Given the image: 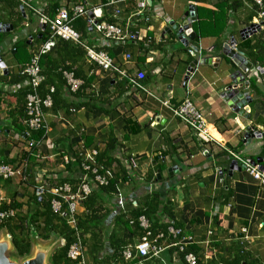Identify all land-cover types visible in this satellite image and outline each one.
Instances as JSON below:
<instances>
[{
  "label": "crops",
  "instance_id": "crops-1",
  "mask_svg": "<svg viewBox=\"0 0 264 264\" xmlns=\"http://www.w3.org/2000/svg\"><path fill=\"white\" fill-rule=\"evenodd\" d=\"M116 1L115 5H107V0H28L33 8H44L50 17L61 7L82 2L102 7L107 21L119 24L124 31L129 29L151 39L150 46L129 42L126 45L109 43L103 48L131 75L145 71L143 83L150 94L127 89L124 82L90 63L83 51L59 41L41 60L42 73L46 77L45 95L51 88L55 91L57 88L59 96L55 108L46 111L48 131L36 148L29 149L27 135L19 137L26 134V99L17 92L6 93L1 98L0 159L14 165L27 163L29 176L25 190H9V201L23 205L21 211H17L20 217L33 216L40 209L34 201L36 189L44 190L42 197L46 200L54 197L51 192L57 185L69 184L77 191L85 183L87 172L83 171L82 164L91 157V151H98L97 160L102 155L114 159L107 171L111 172V177L123 176L129 159L135 156L139 167L127 181L120 183L117 193L99 189L90 181L91 207L84 203L75 205L76 218L86 223L84 264H125L123 251L135 247L144 235L140 223L143 217L138 220L136 211L146 208L155 193L160 196L159 211L150 216V221L145 218L147 224L181 229L184 237L191 238L188 249L195 250L192 252L200 256L202 264H205L204 256L208 251L207 241L217 250L208 264H225L234 258L237 249H244L248 260L254 264H264V187L243 166L230 173L228 168L223 180L218 172L235 160L229 151L264 165V137L245 139L248 127L264 133V84L257 82V91L253 87L244 89L253 96V102L251 119L241 117L218 94V89L228 83L229 76L237 70L223 59V48L217 47L214 39H199L206 49L201 59L211 57L213 63H201L186 81L195 57L174 34L166 33V17L182 23L190 5L217 12L223 0H168L175 4L174 9L165 8L167 0H150V8L145 9L141 19L135 16L140 10L138 2ZM231 1H240L242 5L231 13L223 45L234 37L237 49L248 54L249 47L260 40L264 28L247 39L252 41L248 46L241 33L248 24L260 20L253 16L255 10L251 0ZM179 6L182 8L178 11ZM115 8L120 12L117 17L113 16ZM146 15H152L149 23L142 20ZM4 25L10 27L5 29ZM42 28L30 9L20 17L16 0L0 2V38L3 36L0 51L8 68V75L0 73V88L15 85L8 83L10 77L20 70L27 56H32V49L41 45L30 38L43 32ZM85 38L92 44L101 42L99 36ZM25 39L28 41L26 52L17 54L15 45ZM128 54L131 61H126ZM259 56L258 51L253 57L249 55V60L255 67L264 68V52ZM70 69L75 72L76 79L84 83L77 93L69 91L62 75ZM259 78L263 80L264 77ZM186 97L204 114L213 142L198 140L162 103L168 101L178 105ZM111 145L115 149L109 151ZM174 167L176 170L170 173ZM36 177H43V182L35 181ZM12 181L0 183V194L3 195L4 189L8 191L4 187ZM4 198H0V203H6ZM167 236L160 242L163 248L160 258L150 259L145 264H185L174 246L178 241ZM62 241L55 236L39 241L43 250L49 249L47 264H51L53 254L64 245ZM35 247L33 242L31 254Z\"/></svg>",
  "mask_w": 264,
  "mask_h": 264
},
{
  "label": "built area",
  "instance_id": "built-area-1",
  "mask_svg": "<svg viewBox=\"0 0 264 264\" xmlns=\"http://www.w3.org/2000/svg\"><path fill=\"white\" fill-rule=\"evenodd\" d=\"M17 1L19 2L20 12L25 13L26 9H30L40 20L41 28L44 23L46 24V30L48 32L47 41L41 44L38 48L34 50L32 49L31 60L23 70V75L25 77L24 82L11 86L7 84L2 87L5 93L17 92L23 86L29 87L31 90L26 97L25 111L27 118L24 121L27 135L26 139L29 142V149L36 148L41 142L31 139L32 132L44 131L46 134L48 131L46 111L52 109L53 107L52 95L55 90L54 88H51L44 97L40 96L38 92L39 88L46 81V77L42 73L40 59L41 56L50 53L59 41L71 42L84 49L86 58L90 63L97 65L101 71L109 72L116 79L124 82L127 89L135 92H145L146 94H150L143 83L146 79L145 71L139 70L134 75H131L127 69H123L116 64L114 59L111 58L109 53L103 48L109 45V43L122 45L129 42H143L146 46H150L152 44L151 39H147L146 37L140 35L139 32H134L129 29L124 31L119 24L107 21L104 19L102 7H92L87 3L61 7L57 10L54 17H49L44 8H33L29 4L28 0ZM131 1L138 2L140 10L135 16L141 19L145 9L150 8L148 3L150 0ZM254 1L258 6H263V0ZM116 3V0H107V5H115ZM119 13V10L115 8L113 16L117 17ZM90 15H92V17ZM77 19H84L86 21V31L88 36H99L101 39L99 44H92L90 43V40L82 37L83 35L74 27V23ZM258 19L260 20L258 24H262L264 22V12H258ZM142 20L145 23H149L152 20V15H146ZM185 21L190 28H193L195 21L191 17V13L189 11ZM181 28H183L182 24ZM96 42H99V39H96ZM194 42L189 41L186 48L192 55L196 54L202 56L203 48L200 40L198 44H193ZM196 48L198 49V53L196 52ZM126 61H131V55H126ZM63 75L72 92H77L84 85L82 81L76 79L74 73L72 72L65 71L63 72ZM162 103L172 111L176 119L188 127L198 140L204 143L213 142V137L209 133L204 114L189 97H186L178 105H172L168 101H162ZM20 136L23 135H19V137ZM24 137L25 136H23V138ZM229 154L237 162H239L240 165L243 166L257 182L260 183V185L264 187V165L247 161L231 151H229ZM97 156V150L91 151V157L82 164V169L87 172V174L84 178L85 183L79 186L77 191H74L69 184H64L54 187L51 192L54 196L51 200L52 210L64 219L75 232L76 240L72 243L68 252V258L73 264H84L82 262V254L84 251L83 233L78 229V219L76 218L75 205L84 203L86 198L92 193V187L88 184L90 181L95 183L97 187H101L106 186L109 182V178L111 177V172L102 174L99 172L97 167H94V165L91 166V163L95 161ZM129 160L130 162L127 165V170L132 174L133 171L138 169L139 164L135 156H131ZM68 163L69 162L66 161V164ZM89 172L93 177L89 175ZM219 175L222 180L225 178V175H222L220 172ZM16 179L23 182H27L29 180L27 163L14 165L5 163L0 159V180L12 181ZM35 181L43 182V177H36ZM37 190V196L41 197L44 190L41 187ZM17 216L18 212L15 209H8L4 211L0 210V226L9 220L16 219ZM147 222L148 221L144 217L140 220V223L145 231L144 235L140 239V242L135 247L130 246L123 251L122 256L125 264H145V262L150 259H159L163 251L160 242L166 238L167 234L178 241L174 246L177 248L179 254L186 252L188 246L191 244V238L184 237L181 229L169 227L166 234L160 233L154 235L149 230L150 226ZM212 234V232L209 233L210 236H212ZM36 236L39 237L38 235ZM206 247L208 251H206L207 253L204 256V259L205 264H208L207 262L214 258L217 250L213 249L211 241H207ZM183 260L185 264H202L200 256L193 252L186 253Z\"/></svg>",
  "mask_w": 264,
  "mask_h": 264
},
{
  "label": "trees",
  "instance_id": "trees-1",
  "mask_svg": "<svg viewBox=\"0 0 264 264\" xmlns=\"http://www.w3.org/2000/svg\"><path fill=\"white\" fill-rule=\"evenodd\" d=\"M17 1V0H16ZM1 3H6L7 0H0ZM18 2V1H17ZM252 3V7L253 10H255V15L253 16H258L257 12H264V0H263V6L260 7L258 6L254 0L250 1ZM19 3V2H18ZM79 4H85V2L79 3ZM77 4V5H79ZM242 2L240 1H231V0H223L219 5H218V11H212L203 7H196V16H197V21L194 23L193 25V29L196 32V40L193 44H198L199 39H214L216 41V46L223 48V38L230 26L231 23V13L238 7L241 6ZM47 14V12H46ZM48 15V14H47ZM22 16V13L20 12V17ZM49 16V15H48ZM55 15H53L52 17H54ZM50 17V16H49ZM139 19V18H137ZM249 21L252 20V17L248 19ZM140 21V20H138ZM143 22V21H142ZM86 21L84 19H77L74 23V27L83 35L82 37L85 38V36H88V33L86 31ZM262 35H260V40H257L252 46H250V50H249V55L250 57H253L254 54H256L258 51L260 52V56L263 54L264 52V31H262ZM47 30L46 31H41L36 35H33V39L36 40L37 42L43 44L44 42L47 41ZM42 36V37H41ZM41 37V38H40ZM3 38V36H2ZM0 38V42L1 39ZM65 42V41H63ZM66 43H70L73 44L71 42H66ZM28 41L25 39L24 41H20L19 44L15 45V49L17 54H19V52L22 53L26 52L27 48H28ZM246 44L249 46L250 44H252V41L247 40ZM75 47H77V49L81 50L85 53L84 49H82L81 47L73 44ZM122 45H126V44H122ZM206 52V49L203 48L202 54ZM209 53H211V51L208 50ZM254 52V53H253ZM49 54V53H48ZM46 54V55H48ZM32 55V54H31ZM41 56L40 59V63L41 60L44 56ZM259 56V58H260ZM223 59L227 62H231L227 57L222 56ZM31 57L27 56L24 60V64L22 66H20V70L13 76H11L10 81L8 82L9 84H19L22 83L23 80L25 79L24 75H23V70L24 67L30 62ZM69 72L74 73L75 72L70 69V70H66ZM65 72V71H63ZM62 72V75H63ZM76 77V76H75ZM264 77V76H262ZM63 78L66 82V85L70 90V87L67 84V80L65 79L64 75ZM251 87H253L256 91L257 89V80L256 79H251ZM57 91H55L52 95L53 97V108H55V104L57 103V97L59 96L58 89L56 88ZM81 88L78 90L80 91ZM77 91V92H78ZM31 92V90L29 89V87H22L21 89H19L17 91L16 94L19 93V95H21L22 98L26 99L27 95ZM40 96L45 95V86H41L38 90ZM49 92V91H48ZM72 92V91H71ZM77 92H73V93H77ZM4 94H6L2 88H0V104H1V98H4ZM26 103V102H25ZM24 116H25V120L27 118L26 116V111H25V104H24ZM21 131V129H20ZM45 137V132L44 131H36V132H32L31 134V139L35 140V141H42ZM115 149L114 145H111L109 147V151H112ZM97 159H95V161L93 163H91V166L94 165V167H97L99 169V172L102 174H105L110 166L113 164L114 159L112 158H108V157H104L103 155L98 157V160L96 162ZM5 163H8L7 161L2 160ZM69 165V163L67 164V166ZM131 173H129V171L127 169L124 170L123 176H116V177H110L109 178V182L106 186H101L99 187V189H111L114 192H118L119 189V185L121 182H125L127 181L128 177L130 176ZM89 175H91V173L89 172ZM93 177V176H92ZM3 180H0V183H2ZM64 185V183L57 185V186H61ZM56 186V187H57ZM37 189L35 190L34 193V201L40 206V209L37 211L36 214H34L33 216H24V217H20L19 214L17 216L16 219L13 220H9L6 223H4L3 225L0 226V232L2 230H7V232L12 236V241H13V246L15 249V253L16 255H18L21 258H25L31 255L32 252V247H33V241L30 238V234L33 231L36 235H38L40 238H49L50 236H55L57 238H62L64 245L62 247H60L59 249H57V251L53 254L52 258H51V264H73L71 260H69L68 258V252L70 249V246L72 245V243L76 240L75 237V232L74 230L66 223V221L64 219H62L59 215H57L53 210H52V206H51V200L53 199V197H48L46 200L43 199V197H38L37 196ZM39 198H42L41 201ZM88 200V201H87ZM90 199L87 197L86 200L84 201V204L87 205V207H91L92 203H90ZM147 206L146 208H140L137 209L136 211V218L139 220L141 217L146 218L148 221H150V216L157 214L159 211V207H160V196L158 194H154L152 196V198L150 199V201L147 202ZM91 204V205H90ZM22 204H18L16 203V201L14 200L12 203L7 204V203H0V210L4 211V210H8V209H15L16 211H21L22 209ZM165 209L163 210V212H165ZM166 214L170 215L171 213H167ZM139 225V222H137ZM85 225L86 223L84 221H82V219L78 220V229L80 231H82L85 229ZM169 227H171L170 225H157V223L152 224V226L150 225L149 230L154 234H160V233H164L166 234ZM145 232V231H144ZM195 250L192 249H187L185 253H181L179 254V256L181 257V260L184 262V256L186 253L192 252ZM197 253V252H196ZM225 264H254V262L249 261L247 254L245 253L244 249H237V252L235 253V256L232 260L226 261Z\"/></svg>",
  "mask_w": 264,
  "mask_h": 264
},
{
  "label": "water",
  "instance_id": "water-1",
  "mask_svg": "<svg viewBox=\"0 0 264 264\" xmlns=\"http://www.w3.org/2000/svg\"><path fill=\"white\" fill-rule=\"evenodd\" d=\"M189 12L191 13V17L196 22L197 16L195 12V6L190 5L188 7ZM188 15V13H187ZM92 17V15H90ZM167 20V31L166 33L168 35L174 34L175 37L181 41V43L186 45L189 41L194 42L196 39V32L193 28H190L187 25L186 21H183L182 23H176L174 21H171L169 17H166ZM181 24L183 25V28H181ZM7 27H10L8 25H4L3 28L7 29ZM46 24L43 25V30H46ZM264 28V22L262 24H248L246 28L242 31L241 36L243 40H247L250 37L258 34L262 31ZM42 37V36H41ZM40 37V38H41ZM33 38L31 37L30 40ZM196 52L198 53V49L196 48ZM222 54L227 57L235 70L230 76L228 83H224L222 87L218 89V94L221 97V99L226 103V105L232 109L235 113L240 115L241 117H244L247 120L251 119L250 115V105L253 102V96L249 92H244V89H248L251 87V79H256L258 83L262 82L264 84V78L261 80L258 77L264 76V68L262 67H255L252 62L249 60V54L240 51L237 49V41L234 37H232L227 43L223 45ZM193 57H195L194 61L190 64L186 81H188L190 75L195 71V69L203 63L204 65H212L213 58L211 57H205L202 58L199 56L197 58L196 54H193ZM0 73L3 75H8V68L6 64L4 63L1 51H0ZM250 76V77H249ZM257 76V77H256ZM249 77V80H248ZM23 136H26V134H23ZM264 137V133H261L259 131H255L254 127H248L246 129L245 139L246 140H252V139H262ZM241 167L240 163L236 160H233L229 167L219 168V172L222 175H225L224 172L229 168V173L232 170H237ZM177 167H174L170 170V173L176 170ZM37 241L34 242V245H36L35 252L25 258H22L23 260L21 262H18L17 260H14L13 258H10L8 256V252L12 250L15 251L12 241V236L10 234L7 235L6 238H4L2 241H0V264H47L48 261V253L49 249L46 248L45 250L42 249V247L39 244V240L37 237H35ZM39 246H38V245Z\"/></svg>",
  "mask_w": 264,
  "mask_h": 264
},
{
  "label": "rangeland",
  "instance_id": "rangeland-1",
  "mask_svg": "<svg viewBox=\"0 0 264 264\" xmlns=\"http://www.w3.org/2000/svg\"><path fill=\"white\" fill-rule=\"evenodd\" d=\"M165 8H172V9H174V8H176V6H175L174 3L168 2V0H167L165 2ZM181 8H182V6H179V7H177V10L179 11ZM184 9L185 8H183V11H184ZM28 181L27 182L18 181V180L12 181V183L9 186H5L4 187V188H8V191L4 189V193H3V195L0 194V198H4L5 197L4 199H6V203H9V204L12 203V202L9 201V200H11V196H10L11 194H10L9 190L14 191V189L20 188V189H18V191H23V190L26 189V186L28 184ZM7 182H11V181H3V183H7ZM6 194H7V196H5ZM8 234L9 233L7 232V230H5V229L2 230L0 232V241H2L4 238H6ZM33 234L35 235V233H33ZM34 235L32 236L33 238H31L33 242L37 241V239L35 238ZM37 238H38L39 241L44 240V239H39V237H37ZM8 256L10 258H13L14 260H17L18 262H21L23 260L21 257H19L18 255H16V253H15L14 250H12V252L9 251L8 252Z\"/></svg>",
  "mask_w": 264,
  "mask_h": 264
}]
</instances>
